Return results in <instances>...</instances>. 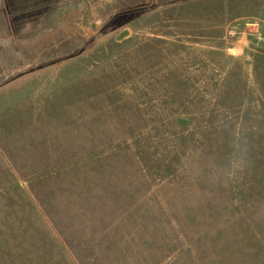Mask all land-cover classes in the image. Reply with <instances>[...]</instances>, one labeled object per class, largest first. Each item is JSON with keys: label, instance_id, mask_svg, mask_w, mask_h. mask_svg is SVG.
Segmentation results:
<instances>
[{"label": "rangeland", "instance_id": "1", "mask_svg": "<svg viewBox=\"0 0 264 264\" xmlns=\"http://www.w3.org/2000/svg\"><path fill=\"white\" fill-rule=\"evenodd\" d=\"M76 1L0 16V264H188L249 231L264 0Z\"/></svg>", "mask_w": 264, "mask_h": 264}, {"label": "crops", "instance_id": "2", "mask_svg": "<svg viewBox=\"0 0 264 264\" xmlns=\"http://www.w3.org/2000/svg\"><path fill=\"white\" fill-rule=\"evenodd\" d=\"M77 4L70 0H0V16L4 13L14 32L30 23L42 25L45 17L65 12ZM24 24V25H23ZM249 231L236 228L233 239L220 244L218 249H186L182 263L188 264H264V217L249 223ZM222 240V239H221ZM191 258V259H190ZM201 258V259H200ZM178 264V263H175Z\"/></svg>", "mask_w": 264, "mask_h": 264}, {"label": "water", "instance_id": "3", "mask_svg": "<svg viewBox=\"0 0 264 264\" xmlns=\"http://www.w3.org/2000/svg\"><path fill=\"white\" fill-rule=\"evenodd\" d=\"M124 33H126V32H124ZM121 36H122V34H121Z\"/></svg>", "mask_w": 264, "mask_h": 264}]
</instances>
